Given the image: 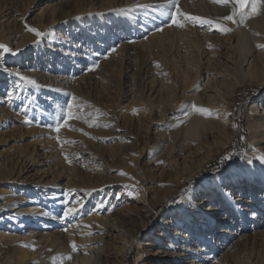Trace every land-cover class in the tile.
Here are the masks:
<instances>
[{"label":"rangeland","instance_id":"obj_1","mask_svg":"<svg viewBox=\"0 0 264 264\" xmlns=\"http://www.w3.org/2000/svg\"><path fill=\"white\" fill-rule=\"evenodd\" d=\"M67 1L0 0V45L5 46V49H0V163L15 168L14 174L17 173L10 182L15 185L22 183L25 177H22L25 174L23 172L27 169L20 172L23 167L20 161L23 157L27 159L26 154L32 151L37 161L33 162L32 159L27 168L43 177L45 182L41 186L47 183L51 187L73 191L95 188L94 195L88 200L91 204H99V208L103 206L102 210L116 228L106 238L108 255L103 257V264H212L218 261L234 264L225 260V255L231 251L237 252L239 257L244 256L242 264H264V195L261 194L264 141L252 143L248 116L252 97L257 94L264 97V84L238 87L228 111L225 114L219 112L226 134L231 137L220 151L218 143L221 139L214 132L205 136V148L183 155L174 154L162 164L163 169L153 161L151 154L133 153L129 157L121 154L119 160H115L118 163H114L110 157L115 149L121 147L119 138L109 137L114 129L108 124L99 126L97 120L90 119L89 115L101 113L106 116L113 111L120 121L124 122L126 118L130 120L125 124L127 131L139 139L140 144L154 139L157 130L155 123H163L165 119H161L160 107L152 110L145 108L146 103L141 101L138 90L146 77L142 66L146 60L154 61L158 71L164 70L158 60L161 53L157 49L138 48L140 57L135 56L131 65L119 58L114 65H108L109 69L105 73L78 89L71 86H64L62 91L44 88L23 78L19 72L29 70L32 65L46 71L50 63L53 64L57 59H63L69 65L71 62H68V57L61 55L59 49L72 41L78 43L77 52L85 56L81 65L89 62L91 52L102 55L112 51L114 55L123 40L136 41L142 45L144 39L153 35L156 29L171 24L177 0H158L160 3L157 4L152 3V0H71L72 7L67 9L66 14H73V20L63 19L51 24L39 22L45 5L64 7L63 3ZM160 12L165 15L162 19L159 18ZM30 28L44 35L37 36ZM21 36L25 40L20 42L18 48L17 40ZM166 47L165 44L164 50ZM171 51L175 55L174 47L171 50L168 48V52ZM97 58L92 57V64ZM61 64L54 65L55 71L53 68L51 72H58ZM71 65L76 69L77 64ZM79 68L82 70L83 67ZM178 69L182 71L184 68ZM179 71L172 72L170 79L173 82ZM74 103L83 104L89 110L82 114L88 115L81 118L85 121L75 118L78 108H73ZM149 122L150 126L147 127ZM57 126L59 131H56ZM44 144L47 149L43 147ZM90 155L104 159L102 174L98 179L82 178L74 182V177L69 174L86 172L82 162ZM63 161L71 165L64 167L66 164ZM162 171L166 174L163 177L160 175ZM251 171L257 178V186L255 190L253 187L244 189L245 203L242 205L248 212L256 206L259 208L256 209L255 219L244 217L243 227L247 226V230L241 229L239 216H235L237 232H246L249 239L238 247L228 245V242L223 241L224 237L210 239L212 234L208 229L210 224L206 222L208 218L193 209L196 206L206 207L202 203L204 197L208 198L212 193L203 192L197 187L210 175L217 176L222 182H231L236 176H245ZM52 177L56 178L49 181ZM102 183L103 190L99 186ZM35 185L30 183L22 186L30 188ZM79 193L80 197L85 196L84 191ZM104 196L107 199L105 204L101 201ZM215 198L220 199L221 193L217 192ZM220 201L223 202L222 199ZM188 205L191 207L185 208ZM113 212L121 220L125 219L126 232L135 235L125 257L128 236L117 226L118 219L112 215ZM177 227L184 234L177 236L170 245L171 235L175 234L172 230ZM159 235L163 238L160 239ZM159 249L175 251V254L183 252L177 261H170L172 256L169 260L160 261L154 256ZM50 263L63 264L58 261Z\"/></svg>","mask_w":264,"mask_h":264},{"label":"bare ground","instance_id":"obj_2","mask_svg":"<svg viewBox=\"0 0 264 264\" xmlns=\"http://www.w3.org/2000/svg\"><path fill=\"white\" fill-rule=\"evenodd\" d=\"M160 2L152 0V3ZM70 3L71 0L63 3L64 7L45 5L43 17L39 22L46 21L51 24L63 19L73 20V14H66L67 9L72 7ZM164 7L167 6L164 5ZM173 9L171 24L156 29L153 35L144 39L143 47L139 42L123 40L114 55L112 51L102 55L91 52L89 62L81 65L85 56L77 52L79 51L78 43L72 41L68 46L60 48L59 52L65 58L68 57V62H71L69 65L77 64L76 69L64 63L63 59L62 61L57 59L53 64L50 63L46 71L32 65L29 70L20 71L19 74L44 88L62 91L64 86H68L67 88L71 86L73 89H78L94 81L99 74L105 73L119 58H123L127 64L131 65L135 56L140 57L139 50L155 48L158 53H161L158 60L161 61V68L164 70L158 71L154 61L146 60L142 65L146 77L138 90L141 101L146 103L145 108L152 110L160 107L161 119H165L163 123H155L157 130L154 139L146 140L143 145L140 144L139 139L127 131L125 124H128L130 120L126 118L124 122L120 121L113 111L106 116L101 113L97 116L89 115L90 119L97 120L99 126L108 124L114 129L109 137L119 138L121 147L112 152L111 161L118 163L115 160H119L121 154H125L126 157L133 153L151 154L154 157L153 161L161 165L163 169L162 164L174 154L183 155L205 148L207 141L205 136L214 132L221 139L218 143L220 151V148L231 138L226 134L220 113L225 114L228 111L229 103L238 87L244 84H264V3L258 5L255 14L252 13L251 0L244 9H240L237 0H227V3H221L220 0H177ZM233 12L235 15L232 21L223 19ZM164 16L160 12L159 18L162 19ZM189 17L210 20L212 24L193 23ZM172 19H178L183 26L173 24ZM166 35H168L167 39ZM24 40L22 36L18 38V48L20 42L23 43ZM165 44L170 50L174 47L175 55L172 51L169 53L167 47L164 50ZM164 54L165 57H163ZM93 56L98 57L95 64H92ZM60 62L62 63V66H59L60 70L52 73V69L54 68L55 71V67ZM80 66L83 67L82 70ZM181 67L184 69L179 71L178 68ZM174 70L179 72L173 82L170 77ZM11 71L17 70L11 69ZM263 98L262 94L254 95L252 106L248 111L253 144L264 141ZM261 101L262 104H260ZM84 106L80 103L73 104V108H78L75 118L82 120L81 118L88 116L82 115L89 111ZM200 109L206 111H200ZM81 115L82 117H79ZM47 116L50 117V115ZM149 126L150 122L147 123V127ZM64 128L66 129L67 125ZM45 146L44 144L43 147ZM255 154L263 157L257 152ZM26 155L27 159L23 157L20 161L23 165L20 172L26 169L27 171L23 172L25 174L22 177H25L22 183L17 185L10 182L17 173L14 174L15 168L9 167L11 168L9 169L6 163H0V264H49L50 261L63 264H103V257L108 255L106 238L116 228L102 210L103 206L99 208V204H91L88 200L94 195L95 188H82V190L78 188L73 191L51 187L47 183L41 186L45 182L44 179L42 180L43 177L32 173V170L27 168L34 159L32 151ZM84 159L82 164H85L86 172L69 174L74 177V182L82 178L98 179L102 174L105 164L102 163L105 162L102 157L90 155ZM36 161L37 158L33 162ZM70 165L67 163L64 167ZM164 174L165 172L162 171L160 175L163 177ZM56 177H52L49 181ZM261 177V194L264 195V176L261 175ZM256 179L252 171L245 176H236L231 179V182L227 180L222 182V179L217 176L210 175L197 187L203 192L212 193V196L204 197L202 203L206 207L196 206L193 209H197V213L208 218L206 222L210 224L208 229L212 234L210 239L224 237L223 241L228 242L227 244L231 247H238L249 239L246 232H237L238 222L235 221V216H239L238 221L241 223V229L244 230L248 229L247 226L243 227L244 217L249 220L255 219V212L259 206L248 212L242 204L245 203L244 189L253 187L255 190ZM30 183L36 185L30 188L22 186ZM99 186H102V190L105 189L103 183ZM79 191H84L85 196L80 197ZM217 192L221 193L220 199L223 202L215 198ZM101 201L104 204L107 202L105 196L101 198ZM190 207V205L185 206V208ZM68 208H73L74 212L64 216L63 213ZM112 215L118 219L117 226L128 236L127 244L125 243V257L128 249L133 245L135 235L126 232L125 219L121 220L114 212ZM172 232L175 234L171 235L170 245L177 236L184 234L179 227ZM159 238L163 236L159 235ZM176 243L173 245L175 246ZM167 249H159L154 255L155 258L163 261L172 256L170 261L172 259L177 261L183 252L178 251L175 254V251L168 252ZM236 253L231 251L225 255V260L242 264L244 256L239 257ZM166 264H172V262ZM212 264H223V262L218 261Z\"/></svg>","mask_w":264,"mask_h":264},{"label":"snow or ice","instance_id":"obj_3","mask_svg":"<svg viewBox=\"0 0 264 264\" xmlns=\"http://www.w3.org/2000/svg\"><path fill=\"white\" fill-rule=\"evenodd\" d=\"M221 3H227V0H220ZM237 2L239 3V7L240 9H244L246 4L249 3V0H237ZM261 3H264V0H251V7H252V13L255 14L257 12V8L258 5H260ZM235 15V12H233V14L228 15L226 17H224L223 19L227 20V21H232L233 20V16ZM189 19L192 20L193 23L196 22H200V23H208L209 25L212 24V21H204L200 18H196V17H189ZM172 23L176 24L177 26H183L180 24V21L178 19H172ZM220 27V26H218ZM31 32L35 33L37 36H42L44 35L43 33H40L39 31H37V29L35 28H30L29 29ZM0 49H5L4 45H0ZM114 50V49H113ZM11 51V50H9ZM32 83H35V81H30ZM200 111H206L205 109H200ZM56 131H59V126H57ZM229 157H225V159H228ZM74 209L73 208H68V210L66 212L63 213L64 216H68L70 213H73Z\"/></svg>","mask_w":264,"mask_h":264}]
</instances>
